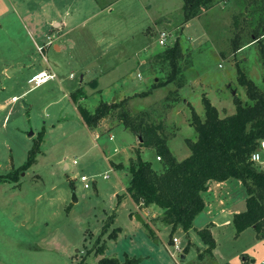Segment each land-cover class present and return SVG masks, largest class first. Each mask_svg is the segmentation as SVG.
<instances>
[{
    "label": "rangeland",
    "instance_id": "rangeland-1",
    "mask_svg": "<svg viewBox=\"0 0 264 264\" xmlns=\"http://www.w3.org/2000/svg\"><path fill=\"white\" fill-rule=\"evenodd\" d=\"M97 1L99 7L95 0H0V176L18 175L17 181H0V264H99L104 257L126 255L139 264H202L205 259L199 262L197 255L206 253L198 251V236L195 244L181 228L173 237L164 229L154 236L148 228L154 227L151 214L135 209L130 199L118 201L132 178L130 158L137 157L138 137L113 116L101 123L105 133L95 138L77 106L93 111L103 100L150 91L171 72L159 53L180 41L184 58L177 82L146 98L134 95L129 110L162 123L171 151L183 160L191 152L186 140L197 139L190 127L192 108L205 119L204 96L225 118L234 112L236 97L249 102L241 72L264 90V30L261 42L255 41L256 30L264 28V0H213L188 24L184 0ZM51 15L65 29L50 27ZM201 31L205 40L197 39ZM161 33L168 36L165 44ZM237 38L241 50L234 53ZM59 44L61 51L55 49ZM50 68L58 79L33 88L32 77ZM108 69L113 70L110 86L103 85L99 95L89 83ZM80 85L88 97L74 103L71 95ZM36 150V162L22 171ZM156 157L154 149H143L142 158L161 169ZM110 160L123 165L114 167ZM117 228L118 237L110 239ZM175 237L184 252L190 245L184 261L181 254L171 255ZM215 237L223 263L264 264V239L254 228L237 236L229 223ZM103 244L105 252L97 255ZM212 262L206 255V264Z\"/></svg>",
    "mask_w": 264,
    "mask_h": 264
},
{
    "label": "trees",
    "instance_id": "trees-1",
    "mask_svg": "<svg viewBox=\"0 0 264 264\" xmlns=\"http://www.w3.org/2000/svg\"><path fill=\"white\" fill-rule=\"evenodd\" d=\"M184 2L186 24L199 18L202 12L209 10L213 4V0H184ZM262 30L264 28H258L255 33V41L258 43L261 42L259 40ZM240 41L239 38L234 41V53L241 50ZM159 54L169 64L170 74L165 80L156 83L150 91L134 97H149L154 89L174 84L182 75L180 62L184 58V52L180 41H176L173 46ZM261 55L264 66V46L261 48ZM97 84V81H93L90 86L96 87ZM240 84L246 87L249 102L245 103L236 97L234 115L221 118L219 110L206 96L203 97L205 119H202L192 108L190 125L196 130L197 139L186 141L191 154L182 161L172 153L169 146L171 138L165 134L162 123L156 125L147 121L144 116H134L130 113L129 102L134 97L115 102H101L93 111L78 104L80 117L89 130L98 129L103 121H110V118L115 116L122 123L121 126L138 137L140 147L136 150L137 157L131 159L129 166L131 182L126 192L118 196V201L131 198L142 209L152 206L162 209V215L153 219L151 223L154 227L151 228L148 225L154 236L157 234L156 230L166 228H171V237L179 228L189 233L193 229L196 218L205 209L202 195L208 190L209 183L236 179L242 182L248 195L247 210L236 214L233 219L236 235L239 236L246 230L254 228L257 237L264 239V168L251 161L252 154L264 140V90L242 72ZM177 96L180 97L179 93ZM85 98H87V92L83 86L71 95L74 103ZM143 149L156 151L161 159V169L155 168L151 162L142 158ZM38 152V150L32 151L22 171L33 166ZM17 180L18 175L15 173L0 176V181L3 182ZM115 217L116 215L108 219L103 234L112 225ZM120 232V228L115 229L109 238H117ZM197 233L206 245V254L199 252L198 259L203 261L206 255L213 257L217 244L211 232V225ZM189 248L190 245L185 249L186 253ZM105 249L106 244L101 245L96 254L103 255ZM99 264H139V260L128 255L123 260L104 257ZM243 264H251V262L245 259Z\"/></svg>",
    "mask_w": 264,
    "mask_h": 264
},
{
    "label": "crops",
    "instance_id": "crops-1",
    "mask_svg": "<svg viewBox=\"0 0 264 264\" xmlns=\"http://www.w3.org/2000/svg\"><path fill=\"white\" fill-rule=\"evenodd\" d=\"M95 2L97 3L96 4L97 7H99L98 1L95 0ZM16 10H17V8H16ZM46 10H52V8L49 7ZM56 21H57L56 18L51 15V19H50V22H49V26L51 27L52 25H54V27H57V26H60L61 25V27L59 29V32L61 31L62 28L65 29L66 25L63 26L62 23H56ZM201 32H202V34L200 36H198L197 39L207 38V34L205 33V31H201ZM173 42L175 43L176 41H173ZM57 48H60V51H61L62 50V45H60V44L59 45H56L55 46V49H57ZM112 72H113V70H109V69L108 70H104L103 72L100 73V75L95 80V81H97L98 84H97L96 87H94V89H95V91L98 92L99 95L101 94L102 91H104L103 85H106L105 87H108L109 88V86H110L109 85V83H110V77L109 76L112 74ZM139 75L141 76V74H137V73L133 72V76L134 77H138ZM82 81H85L84 80V76H82V79H81L80 82H82ZM93 81L91 80L90 83H92ZM90 83H89V86H90ZM82 86L83 85H80L78 87V89L80 87H82ZM86 92H87V90H86ZM138 93H140V92H137V93H134V94H122L121 96H118V97H121L120 100H123L125 98H131V97H133L134 95H136ZM87 97H88V93H87ZM118 97H115L114 99H111V101H109V99H108V100H103L101 102H112V101L115 102V99L118 98ZM216 108H218V107H216ZM218 110L220 112V108H218ZM235 113H236V108L234 109V112L232 114L228 115V116L234 115ZM220 116H221V113H220ZM105 121H107V120H105ZM90 132L92 134H94L95 135V138H97V139L99 138V136L101 134H104L105 133V132H102L101 129L99 130V128L96 129V130H93V131L90 130ZM106 133H111L112 134L113 131L107 130ZM115 151H117V149ZM142 152H143V150H142ZM190 154H191V152L190 153L189 152L185 153L184 154V157H185L184 159L188 158L190 156ZM130 159H133V158H130ZM108 160H109V158H108ZM156 160L158 161V155L156 157ZM180 161H182V160H180ZM158 162H160V161H158ZM111 164L114 167H117L118 165H123V163H118V162H114V161H111ZM118 167H121V166H118ZM127 187H126V189H127ZM126 189H125V192H126ZM202 196H203V199H204L205 205H206L205 206V209L196 218V220L194 222L193 229L188 233V236L191 239L192 243L195 244V241L197 239L196 236H198L197 231L206 228L208 225H211V232H212V235H213V237H214V239L216 241V244H217L216 249L213 252V255L214 256L211 257L213 259V262L212 263L213 264H230V263H223L222 262L223 260H220V258L223 259V257L218 256L219 243H218V240L215 237V232L218 229H220L222 226H227L229 223H232L233 224L234 216L236 214H238V213H242V212H245L247 210L246 200H247L248 195H247L246 188L244 187V185L242 184L241 181L236 180V179H230V180H228L226 182L211 181L209 183L208 190L206 192H204ZM125 199H130L134 203V201L131 198H125ZM134 208L135 209L137 208L138 210L141 209V210L147 211L146 216L151 214L152 218H154V219L160 217L162 215V213H163L162 209H160L157 206H152V207L147 208V209H142L141 207L137 206L134 203ZM139 216H140L139 214H136V217H139ZM140 218L143 220V218L141 216H140ZM149 223L151 224L150 220H149ZM164 230H166V231L167 230L168 231L170 230V232H171V228H166ZM156 231H157V234H156V236H157L158 233H159V231L158 230H156ZM239 236H241V234ZM199 239L201 240L200 237H199ZM200 240L198 241L199 242V246H197V247H198V250L201 251L203 249H206V245L203 243L202 240H201V243H200ZM180 243H181V241H180ZM171 248H173V251L170 250L171 255L173 256L174 259H176L177 253L175 251V248L173 246V243L171 244ZM189 251H190V249H189ZM197 254H198V251H197ZM181 255H183L182 256V260L183 261L187 259L185 252H184V254H181ZM253 261L251 263H255V261L254 262ZM177 262H180V261H177ZM199 262H203V261H199ZM243 263H244V260H243ZM202 264H206V259L204 260V263H202Z\"/></svg>",
    "mask_w": 264,
    "mask_h": 264
},
{
    "label": "built area",
    "instance_id": "built-area-1",
    "mask_svg": "<svg viewBox=\"0 0 264 264\" xmlns=\"http://www.w3.org/2000/svg\"><path fill=\"white\" fill-rule=\"evenodd\" d=\"M167 38H168V36L166 33L160 34L159 39H160V42L162 44H165ZM50 40L48 42H49V44H52V40L51 41ZM71 77L73 78V75ZM57 79H58L57 74L50 68V70L43 71V72L35 75L34 77H32V79L29 81V83L34 84L33 88H37V87L46 85L47 83H49L51 81H56ZM14 100L16 101L17 98H14ZM158 160L160 161L161 159L158 157ZM251 161L254 164L264 168V140L260 144L259 148L252 154ZM74 164H77V162H75ZM105 178L108 179L109 176H106ZM81 181L85 184V188L90 187L89 177H87L86 175H83L81 177ZM173 246H174L177 254H179V255L183 254L184 250L181 247L180 240L177 237H175L173 239ZM251 264H255V263H251Z\"/></svg>",
    "mask_w": 264,
    "mask_h": 264
},
{
    "label": "water",
    "instance_id": "water-1",
    "mask_svg": "<svg viewBox=\"0 0 264 264\" xmlns=\"http://www.w3.org/2000/svg\"><path fill=\"white\" fill-rule=\"evenodd\" d=\"M141 140V139H140ZM74 201L75 202H77V198H76V196H74ZM138 219H140V221H142L143 222V220L140 218V216L139 217H137ZM254 262V261H253Z\"/></svg>",
    "mask_w": 264,
    "mask_h": 264
}]
</instances>
